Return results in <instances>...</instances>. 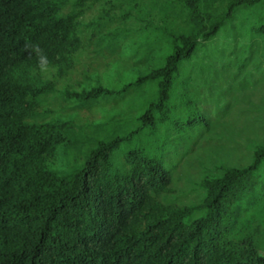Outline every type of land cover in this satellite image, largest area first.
Here are the masks:
<instances>
[{
  "label": "trees",
  "instance_id": "1",
  "mask_svg": "<svg viewBox=\"0 0 264 264\" xmlns=\"http://www.w3.org/2000/svg\"><path fill=\"white\" fill-rule=\"evenodd\" d=\"M257 7L0 0V264H264V143L204 178L197 205L168 200L223 113L197 105L191 63ZM259 17L250 29L264 36ZM26 41L58 73L14 79ZM57 145L66 156L84 146L80 161L59 169Z\"/></svg>",
  "mask_w": 264,
  "mask_h": 264
},
{
  "label": "rangeland",
  "instance_id": "2",
  "mask_svg": "<svg viewBox=\"0 0 264 264\" xmlns=\"http://www.w3.org/2000/svg\"><path fill=\"white\" fill-rule=\"evenodd\" d=\"M261 14L264 17L263 7L237 11L214 38L208 53L191 63L189 90L197 105L213 112L222 108L223 113L214 120L203 145L173 176L168 197L173 203L197 205L204 178L218 174L225 166L245 165L254 146L264 143V36L250 29ZM86 56L82 52L79 62L83 63ZM242 62L244 67L238 71ZM206 65H216V70ZM219 65L226 66L220 70ZM77 124L81 125L79 121ZM62 149L57 145L63 163L58 168L66 170L68 163L80 161L84 146L71 150L70 156Z\"/></svg>",
  "mask_w": 264,
  "mask_h": 264
},
{
  "label": "clouds",
  "instance_id": "3",
  "mask_svg": "<svg viewBox=\"0 0 264 264\" xmlns=\"http://www.w3.org/2000/svg\"><path fill=\"white\" fill-rule=\"evenodd\" d=\"M23 48L26 53L24 60L10 70L14 79L31 82L38 74L51 78L60 70L61 65L53 64L39 43L26 41ZM33 58H35L34 65ZM56 59L59 60V56Z\"/></svg>",
  "mask_w": 264,
  "mask_h": 264
}]
</instances>
